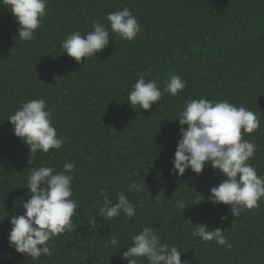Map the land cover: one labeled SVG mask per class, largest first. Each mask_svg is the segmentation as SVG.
<instances>
[{
  "label": "trees",
  "instance_id": "1",
  "mask_svg": "<svg viewBox=\"0 0 264 264\" xmlns=\"http://www.w3.org/2000/svg\"><path fill=\"white\" fill-rule=\"evenodd\" d=\"M6 7L0 5V264H127L122 253L145 226L155 228L162 243L177 245L185 264H264V199L234 217L229 206L206 199L221 173L209 166L199 175L190 169L183 176L170 172L180 139L178 113L190 99L204 97L258 115L260 127L243 136L256 143L249 163L264 175V0H48L30 42L18 38V24ZM124 7L142 27L133 41L112 34L108 46L83 64L62 53L66 35L90 31L93 20L109 26L107 14ZM141 73L161 91L173 74L186 87L176 96L165 92L149 110L132 108L127 96ZM39 98L54 113L58 134L70 142L37 152L29 165V148L8 118L23 102ZM66 162L76 163V230L53 238L49 256L17 253L8 232L11 216L23 214L21 199L30 198L29 168L61 171ZM133 181L145 183V190L129 192ZM101 189L113 202L124 192L136 205L135 217L104 221L97 215ZM178 200L187 208H178ZM93 219L101 225L97 231L89 225ZM200 223L224 230L231 251L193 238ZM110 236L119 246L105 247ZM140 264L147 261L141 258Z\"/></svg>",
  "mask_w": 264,
  "mask_h": 264
},
{
  "label": "clouds",
  "instance_id": "2",
  "mask_svg": "<svg viewBox=\"0 0 264 264\" xmlns=\"http://www.w3.org/2000/svg\"><path fill=\"white\" fill-rule=\"evenodd\" d=\"M0 5L7 6L6 9L18 24V38L30 42L47 15L48 0H0ZM106 20L109 26L93 20L90 31L84 34L73 31L66 35L60 45L62 53L83 64L85 58L96 57L108 46L112 34L131 42L142 31L138 18L128 7L109 12ZM146 75L139 74L128 93L127 103L131 107L149 110L153 104H159L165 92L176 96L186 87L183 78L173 74L161 91L158 82L146 80ZM53 118L54 113L44 98L23 102L9 116L14 135L29 148V165L36 160L37 152L58 150L70 142L69 137L58 134ZM177 118L180 139L171 161V174L183 176L190 169L199 175L205 166H209L214 172L221 173L222 179L209 189L208 202L229 206L234 217L240 216L245 210L258 208L259 202L264 199V175H259L249 163L255 157L256 143L243 136L244 133L252 134L260 127L258 115L228 100L212 101L201 97L187 101ZM29 169L26 187L30 198L20 201L23 214L10 218L8 243L17 253L39 259L51 255L49 242L53 238L76 230L72 219L78 214L79 208L78 201L72 198L76 163H64L61 171L45 165ZM133 190L143 192L145 183L133 181L128 185V191ZM100 196L103 201L97 215L104 221L121 214L129 219L135 217L136 205L129 201L124 192L116 193L115 202L106 189L100 190ZM176 206L182 210L187 208L184 200H178ZM227 219L226 215L221 217L222 221ZM89 225L94 231L101 227L94 219ZM194 226L191 236L198 237V242H215L231 251L232 245L224 230L219 227L209 230V226L204 223ZM161 238L155 228L143 227L132 237V244L122 253V258L127 264H140L141 258L147 264H185L181 259L183 253L180 248L175 244L162 243ZM113 245L119 246V241L117 237L110 236V239L105 240V247Z\"/></svg>",
  "mask_w": 264,
  "mask_h": 264
}]
</instances>
